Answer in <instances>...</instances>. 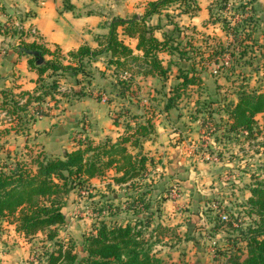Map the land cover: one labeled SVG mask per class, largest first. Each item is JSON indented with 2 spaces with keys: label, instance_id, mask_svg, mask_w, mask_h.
Masks as SVG:
<instances>
[{
  "label": "trees",
  "instance_id": "1",
  "mask_svg": "<svg viewBox=\"0 0 264 264\" xmlns=\"http://www.w3.org/2000/svg\"><path fill=\"white\" fill-rule=\"evenodd\" d=\"M238 2L242 14L247 13L241 31L238 27L230 26L224 17L219 20L223 29L232 35L233 44H238V57L233 55L235 52L229 53L230 59L235 64L253 65L250 54L258 45L254 37L258 22L256 9L253 0ZM177 3L182 6L180 13L193 14L198 9L195 0L149 1L141 17L113 18L108 32L97 36V47L81 45L70 50L67 55L62 53L58 45L52 48L44 42L24 41V30L16 26H1L0 31L6 37L17 38L16 42L11 43V48L20 56H26L30 68L39 74L32 91L16 92L8 86L0 87V116L5 112L8 116L6 119L9 118L7 122L11 124L3 130L20 132L14 121H18V124L25 122L30 126L37 118L49 114L39 108L33 113L29 112L33 103H41L48 96L52 98L59 88L58 80L54 79L50 83L45 80L48 76L45 73L50 72V75L57 77L68 75L75 79L79 75L108 76L93 66V62L103 55L108 57L107 66L112 67L115 74L110 75L112 79L105 85L116 99L130 100L137 93L134 89L137 76L166 80L173 66H177V80L165 94L166 103L160 111L166 113L176 107L185 88L204 85L202 72L207 69V65H214L213 72L216 74L222 66L233 67L232 64H225V61L221 62V58L228 53L227 49L220 50L223 42L208 45V50H201L190 41L181 46V29L169 13L165 15L166 22L162 18L156 24L151 22L154 16H161ZM219 6V10H224L226 0H221ZM158 29L164 30L162 39L155 34ZM241 34L242 39L239 37ZM126 37L138 40L137 49L142 54L135 53L126 43ZM161 52L173 56L177 53L180 59L175 61L172 58L164 63L160 57ZM66 57L74 62L64 63ZM125 72L133 75H123ZM232 72L236 73L235 70ZM237 74L241 73L237 71ZM80 95L84 96V93ZM103 95L101 93L98 97L99 101H103ZM217 103V99H211L207 107L211 108ZM144 109L143 113H134L130 107H126L118 114L114 119L116 123L122 117L125 119L124 131L116 141L106 137L95 142L85 137L79 139L72 150H63L59 155H48L42 150L29 159H14V163L0 161V220L14 224L16 231L26 238L34 237L39 232L45 234L51 241V248L44 249V258L40 264H175L153 253V241L151 238L146 239L145 235V229L152 225L154 213L151 211L152 201L146 202V195L151 192L150 185L149 189H144L145 185L141 181L147 178L149 166L154 159L144 150V142L156 135V125L153 119L155 113H151L150 107ZM223 109L232 120L231 130L246 129L253 133L255 116L264 113V91L240 87L237 101L223 105ZM22 129L26 130V126ZM111 170L115 172L112 176L115 184H127L132 190L125 193L129 200L128 208L136 212L142 207L149 213L127 223L114 218L115 211L110 213L112 216L109 219L99 218L92 230L83 235L81 249L77 250V243L65 241L59 230V226L67 223V199L76 188H86L92 178L104 177ZM248 190L250 195L244 204V214L253 218V224L242 230L241 240L246 243V253L243 256L235 250L224 252L225 261L222 264H264V180L256 179L248 186ZM110 204L106 203L103 207L108 206L107 211L114 210ZM230 220L222 222L232 226Z\"/></svg>",
  "mask_w": 264,
  "mask_h": 264
},
{
  "label": "rangeland",
  "instance_id": "2",
  "mask_svg": "<svg viewBox=\"0 0 264 264\" xmlns=\"http://www.w3.org/2000/svg\"><path fill=\"white\" fill-rule=\"evenodd\" d=\"M226 3L227 6L232 3L230 11L233 14L224 18L230 26L238 27L241 31L247 13L242 14L237 0H226ZM218 7L216 13L219 12ZM171 15L175 18V13ZM7 19L11 24L5 22V26L21 25L12 23L10 16ZM239 37L242 39L243 35ZM255 39L259 41V38ZM13 41H17V38ZM232 41L230 43L226 39L221 44L220 50L227 49L228 52L221 62L230 56L229 53L235 52L233 55L238 57V44L234 45ZM218 44L211 42L213 46ZM250 57L253 58L252 54ZM63 62L68 64L74 60L66 57ZM237 64L232 59L233 67L222 66L217 74L213 72L214 65H207V69L202 72L204 85L185 88L176 107L168 114L160 111L166 103L165 94L170 91L178 75H169L166 80L150 77L149 80H142V84L137 82L134 87L137 93L130 100L116 99L110 94V89L105 85L112 79L110 75H79L76 79L68 75H48L45 77L48 83L58 80V90L52 98L48 96L41 103H33L29 112L33 113L39 108L48 113L57 111V116H62L57 118L58 122L52 125L56 126L51 127L50 132L29 131L30 126L25 122L18 124V121H14L20 128V132L16 133L14 130H3L11 125L3 112L0 116V161L14 163V159H29L42 150L48 155H59L63 147L72 148L84 136L94 137L100 126L109 129L110 121L120 115L124 108L130 107L134 113H143L145 107H150L151 113H155V124L158 128L163 127L156 144L148 151L144 146L154 162L149 166L147 178L141 181L145 185L144 189H149V184L151 190L146 195V202L152 201L151 211L154 215L152 225L145 229V235L146 239L151 238L153 241V253L175 264H222L225 261L223 253L231 250L244 256L246 243L241 240L242 230L253 224V218L244 214V204L249 197L248 186L256 179L264 180V113L255 116L254 131L247 134L246 129H230L232 120L223 105L237 100L240 87L264 90V76L250 75L253 65L248 70L247 66L241 68V74L245 75H238ZM234 70L236 73L232 72ZM101 93L104 94L103 101L98 99ZM211 99L218 101L211 106L212 109L207 107ZM46 122L48 120L44 119L42 123ZM25 126L26 130H23ZM176 132L179 134L174 135ZM171 134L175 140L171 141ZM61 138L65 140L60 142ZM209 141L212 142L208 144ZM183 151V162L181 158L176 161L174 153ZM206 155H210L211 159ZM227 161L232 165L225 166L223 163ZM212 171L214 178L210 175ZM106 176L105 182H94L96 186L90 182L86 188H76L67 199V223L59 226V230L65 241L77 243V250L81 249L83 235L92 230L99 218L109 219L112 216L110 213L115 211L114 218L127 223L149 213L142 207L136 212L129 209L125 193L132 190L127 184L117 185L113 180L109 181L112 172L109 171ZM226 176L233 178L227 179ZM215 182L220 187L218 191L211 190L216 187ZM106 203H111L115 209L107 211L108 206L103 207ZM169 203L173 207L167 210ZM222 212L231 216L232 226L222 222ZM216 223L218 225L215 227ZM8 225L6 221H0V230L8 231L11 236L13 233ZM29 241L32 243L31 256L23 263L27 260L26 264H40L44 249L51 248V241L40 232L29 238Z\"/></svg>",
  "mask_w": 264,
  "mask_h": 264
},
{
  "label": "crops",
  "instance_id": "3",
  "mask_svg": "<svg viewBox=\"0 0 264 264\" xmlns=\"http://www.w3.org/2000/svg\"><path fill=\"white\" fill-rule=\"evenodd\" d=\"M149 1L152 0H0V22H3L0 27L5 26V22L7 24H11L7 19V17L9 18L10 16L11 21L13 20L12 23H19L27 29L32 28L36 30V34H32L29 30H25L24 35L22 36L24 41L44 42L52 48L58 45L61 48L62 53L67 55L70 50L77 49L81 45L97 47V36L108 32L113 18L122 17L127 19L134 15L141 17L144 14L146 5ZM253 1L258 20L254 35L255 38H259V41H257L258 45L254 47V51L252 52L253 70L250 75H259L263 77L264 0ZM220 2L221 0H195V5L198 6V9H196L193 14L180 13L182 6L179 3L173 4L165 10L161 16H154L151 22L156 24L160 18H162L163 22H166V13H169L170 15L175 13V18H172L178 23L181 29V40L183 42L181 46H184L186 42L190 41L197 48H200L201 50H208V45H211L212 41L225 42L226 39H228L231 43L233 40L231 35L223 29V25L219 20V16L230 17L233 13L227 9L228 6L224 10H219V12L216 13ZM213 11H215L214 15ZM155 34L158 38L162 39L164 36V30L158 29ZM13 39L6 37V35L0 31V87L8 86L13 88L16 92L21 90L32 91L36 86L39 74L36 70L30 68L26 56H20L14 49L11 48V43L14 42ZM125 41L134 49L135 53L142 54V51L137 49L138 40L136 38L126 37ZM160 57L164 59V63L172 58L175 61H179L180 59L177 53L173 56L168 52H161ZM107 59V56H100L93 62V66L97 71H103V75H115L113 68L107 66ZM230 64H232V59L229 57V63L227 65ZM246 66L247 70L250 69V65L244 63L242 65L238 64L237 71L241 73V68ZM244 71H246V69H244ZM172 72L170 75H178V67L173 66ZM44 75H50V72H47ZM123 75L133 74L125 72ZM150 77L151 76H140L136 79L139 84H142V80H149ZM57 114V111H53L48 115L37 118L30 124L29 131L35 130L39 132H50V130L56 126L52 127V125L56 124L59 117L62 116H57ZM158 115H161V113ZM44 119H47L48 122L42 123ZM120 121H123V118L119 119V122ZM173 121L174 123L176 122L175 119H173ZM110 122L109 129H103V127L100 126L99 129L96 130L94 137L84 136L83 138L89 137L95 142H98L106 137H111L114 141H116L124 131L123 122L116 123L114 119ZM155 125L156 135L152 139L144 142V146L147 148L146 151L156 144V140L158 139L159 134H161V129H163V127L158 128L157 124ZM175 129L176 128H174V130ZM214 129L216 128L214 127ZM181 130L182 129L179 131ZM175 134H179V132L174 133V135ZM174 135H170L171 141L175 140L172 139ZM62 140L65 139L61 138L60 142ZM211 142L212 141H209L208 144ZM149 144H151V146H149ZM76 146L77 143L70 149L63 147L62 151L72 150ZM177 148H179V146ZM150 153L151 155H154L152 152ZM174 154L176 161H178L179 158H181L180 161L185 158L184 151L175 152ZM210 155L206 156L210 158ZM211 161L218 163L220 160ZM223 164H225V166L232 165V163H229L228 161ZM110 172H112L113 175L115 174L114 170H111ZM207 172L210 173L209 171ZM213 174L214 172L212 171L210 174L212 178H214ZM226 177L227 179L233 178L232 176ZM105 178H107V176L100 178L95 177L92 178L90 182H93V186H96L94 182H105ZM222 179H224V177ZM111 180L113 179H109V181ZM214 186L216 187H213L211 190L218 191L220 188L219 185L215 182ZM247 191L249 196L250 191ZM167 201L165 202V205H167ZM172 207L173 205L169 203L167 210ZM0 221H6L9 223L8 227L11 228V232L13 235L17 236L12 237L13 235H8V231L5 232L3 229L0 230V264H26L27 260L26 263H23L24 260L31 256L32 243L29 241V238H26L22 234L18 233L15 229V225L11 224L9 221ZM188 230L191 229L189 228Z\"/></svg>",
  "mask_w": 264,
  "mask_h": 264
},
{
  "label": "built area",
  "instance_id": "4",
  "mask_svg": "<svg viewBox=\"0 0 264 264\" xmlns=\"http://www.w3.org/2000/svg\"><path fill=\"white\" fill-rule=\"evenodd\" d=\"M231 4L232 3H230V4H228V7H227V9L228 10H231L230 9V7H231ZM238 16H240V15H238ZM241 16H243V15H241ZM18 28L20 29V30H29L32 34H36V30L35 29H27V28H25L24 26H22V25H18ZM229 63V57H226L225 58V64H228ZM216 68H218V66L216 67ZM215 71H217V70H215ZM246 133L248 134V131H246ZM221 219H222V221H229L230 220V215L228 214V213H226V212H222V214H221ZM37 264V263H36Z\"/></svg>",
  "mask_w": 264,
  "mask_h": 264
}]
</instances>
